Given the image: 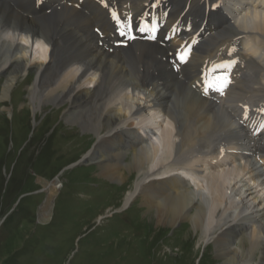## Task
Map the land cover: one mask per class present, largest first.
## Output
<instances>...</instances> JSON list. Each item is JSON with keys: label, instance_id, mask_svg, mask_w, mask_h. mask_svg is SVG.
I'll list each match as a JSON object with an SVG mask.
<instances>
[{"label": "bare ground", "instance_id": "6f19581e", "mask_svg": "<svg viewBox=\"0 0 264 264\" xmlns=\"http://www.w3.org/2000/svg\"><path fill=\"white\" fill-rule=\"evenodd\" d=\"M11 1L13 8L0 0V72L7 74L2 98H7L17 79L32 69L35 81L26 91L27 100L41 92L57 105H67L68 116L75 115L79 126L96 134L97 147L82 158L85 165L96 162L102 175L118 182L125 171L137 174L135 193L127 195L125 204L139 193L146 200L149 221L162 227L159 232L174 228L178 222L187 223L204 244L214 245L219 264H264V140L251 139L244 130L241 136L237 134L233 130L237 125L224 106L195 93L191 96L183 83H161L155 75L156 57L164 53L156 45L134 43L114 52L103 50L95 45L94 35L84 30L88 21L82 24L81 16L73 11L61 8L42 15L44 10L29 9L32 0ZM147 1L133 3L144 2L139 8L143 9ZM175 1V8L185 3V8L197 14L205 13L219 0ZM245 1L233 0L225 9L236 22V11ZM26 6L28 13L41 14L30 19L25 16ZM218 18L222 21L224 15ZM76 21L82 25L79 31H72ZM223 28L203 44L201 53L209 51L206 45L213 46L217 38L222 43L247 31L264 34V13L252 12ZM192 67H186L190 76ZM254 84L230 91L223 104L229 108L250 103L244 98L249 92L250 99L256 98L250 104L257 106L264 99V87ZM228 145H234L243 163L223 164V169L201 164L203 157H225L222 147ZM198 163L201 169H197ZM191 182L196 188H191ZM246 188L247 192L255 191L251 200L246 197Z\"/></svg>", "mask_w": 264, "mask_h": 264}, {"label": "rangeland", "instance_id": "374dc122", "mask_svg": "<svg viewBox=\"0 0 264 264\" xmlns=\"http://www.w3.org/2000/svg\"><path fill=\"white\" fill-rule=\"evenodd\" d=\"M134 1L132 6L140 2ZM90 6L80 11L62 8L76 16L85 14L84 30L90 33L92 25L104 20L99 4ZM184 8L185 3L177 5L176 13ZM26 11L30 19L41 14L28 13V6ZM69 18L74 19L71 14ZM75 24L72 31L81 26ZM61 45L64 48L66 43ZM5 77L1 71L0 264H219L214 245L204 244L187 223L159 232L162 227L149 221L151 214L139 193L125 204L127 195L135 193V172L125 171L118 182L102 175L94 161L72 168L96 149V134L79 126L75 115L68 116L67 105H57L41 92H36L34 101L27 100L26 91L35 81L32 69L17 79L3 99ZM256 87L264 86L257 83ZM245 191L248 200L254 198L255 191Z\"/></svg>", "mask_w": 264, "mask_h": 264}, {"label": "snow or ice", "instance_id": "6c2138e0", "mask_svg": "<svg viewBox=\"0 0 264 264\" xmlns=\"http://www.w3.org/2000/svg\"><path fill=\"white\" fill-rule=\"evenodd\" d=\"M112 15H113V19H117L115 13H113ZM142 30H143V29H141V31H142ZM121 35H123V33H121ZM180 58H181V60H184V56H181ZM262 127H264V126H262Z\"/></svg>", "mask_w": 264, "mask_h": 264}, {"label": "water", "instance_id": "95a60500", "mask_svg": "<svg viewBox=\"0 0 264 264\" xmlns=\"http://www.w3.org/2000/svg\"><path fill=\"white\" fill-rule=\"evenodd\" d=\"M81 165H84V163L82 161H80L79 163L73 165L72 168H75V167H78V166H81Z\"/></svg>", "mask_w": 264, "mask_h": 264}]
</instances>
